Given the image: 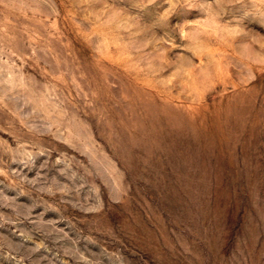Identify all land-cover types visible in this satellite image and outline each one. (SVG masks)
I'll list each match as a JSON object with an SVG mask.
<instances>
[{"label": "rangeland", "instance_id": "obj_1", "mask_svg": "<svg viewBox=\"0 0 264 264\" xmlns=\"http://www.w3.org/2000/svg\"><path fill=\"white\" fill-rule=\"evenodd\" d=\"M0 264H264V0H0Z\"/></svg>", "mask_w": 264, "mask_h": 264}]
</instances>
